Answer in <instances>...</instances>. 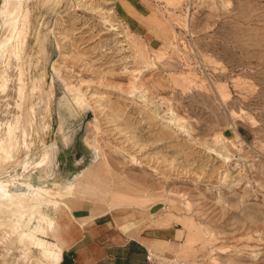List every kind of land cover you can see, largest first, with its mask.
I'll return each instance as SVG.
<instances>
[{
    "label": "rangeland",
    "instance_id": "obj_1",
    "mask_svg": "<svg viewBox=\"0 0 264 264\" xmlns=\"http://www.w3.org/2000/svg\"><path fill=\"white\" fill-rule=\"evenodd\" d=\"M20 7L0 60V179L52 190L48 238L101 195L123 230L168 235L159 264H264V0ZM7 230L4 258L42 264Z\"/></svg>",
    "mask_w": 264,
    "mask_h": 264
},
{
    "label": "crops",
    "instance_id": "obj_2",
    "mask_svg": "<svg viewBox=\"0 0 264 264\" xmlns=\"http://www.w3.org/2000/svg\"><path fill=\"white\" fill-rule=\"evenodd\" d=\"M72 184L66 188L70 189ZM35 185L41 191L34 195L23 222V227L34 235V239L20 243L17 237L19 245L25 247L22 253L26 254V246L27 249L34 247L32 242L39 240L47 247L46 250H38L42 264H159L158 249L161 242L170 241L168 235L151 233L150 228L123 230L117 215L111 212L118 209L111 208L101 195L90 196L96 208L88 205L84 214L62 221L56 237L48 238L55 221L45 212V201L52 190L44 184ZM102 200L106 203L103 206L100 204ZM4 227L8 229V237L15 235L9 224L0 223V244L4 241L1 232ZM0 264H14L3 257L2 250Z\"/></svg>",
    "mask_w": 264,
    "mask_h": 264
},
{
    "label": "bare ground",
    "instance_id": "obj_3",
    "mask_svg": "<svg viewBox=\"0 0 264 264\" xmlns=\"http://www.w3.org/2000/svg\"><path fill=\"white\" fill-rule=\"evenodd\" d=\"M20 6H21V0H0V34L5 30L4 27H6V30H7V27H9L8 28L9 31L6 32V30H5V32L10 33L4 37H2V35H3V33H2V35L0 36V37H2V38H0V60L3 57L9 56L11 53H15L17 51V48H16L17 46L15 44H12L11 40L14 37L12 35V33L16 32V31L15 32H13V31L17 27V25H16L17 16H18V13L20 12V10L22 9ZM26 9H24V11ZM20 14H23V13L21 12ZM20 24H19V27H20ZM15 35H16V33H15ZM4 61H5V59H4ZM1 70H3V69H1ZM0 78L2 80V86L5 87V84L7 81V76L1 75V72H0ZM19 80H20V78H19ZM76 86H78V85H76ZM67 92H69V91H67ZM140 97H141V94H140ZM147 97H148V95H147ZM79 98L80 97L78 96L77 99H79ZM81 99H82V95H81ZM150 99H151V97H150ZM65 101H66V99H65ZM70 101H71V99H70ZM68 108H69V106H68ZM169 122L167 121V123H169ZM7 132L9 134V132H11V131L8 130ZM23 146H24V144H23ZM43 147H44V145H43ZM92 147H95V146H92ZM5 150H7V148L5 147V144L2 141H0V152L5 151ZM26 156H28V155L26 154ZM40 191H41L40 187L38 185L33 184L29 179L28 180H24V179L19 180L17 177H13V176L9 179H0V214L4 215V218H2L0 223L1 224H6V223L9 224V226L12 228L14 234L18 237V241L20 243H22L24 241H32V239H34V235L30 231H27L23 227V222H24V218L28 214V211L30 209L31 202H32L34 195L36 193H39ZM126 207L130 208L132 206L130 204H126ZM32 243L34 244V247L38 250H46L47 249L45 244L40 242L39 240H36ZM154 255H156V254H154Z\"/></svg>",
    "mask_w": 264,
    "mask_h": 264
}]
</instances>
